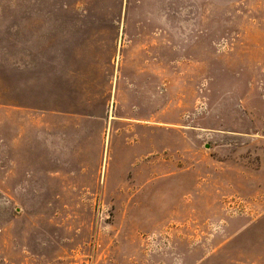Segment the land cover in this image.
I'll use <instances>...</instances> for the list:
<instances>
[{
    "label": "rangeland",
    "instance_id": "rangeland-1",
    "mask_svg": "<svg viewBox=\"0 0 264 264\" xmlns=\"http://www.w3.org/2000/svg\"><path fill=\"white\" fill-rule=\"evenodd\" d=\"M0 264H264V0H0Z\"/></svg>",
    "mask_w": 264,
    "mask_h": 264
}]
</instances>
